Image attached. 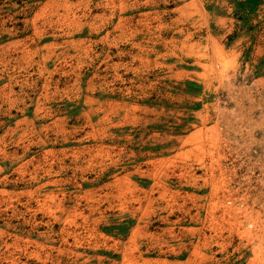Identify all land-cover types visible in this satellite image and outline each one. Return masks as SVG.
<instances>
[{"label": "rangeland", "instance_id": "obj_1", "mask_svg": "<svg viewBox=\"0 0 264 264\" xmlns=\"http://www.w3.org/2000/svg\"><path fill=\"white\" fill-rule=\"evenodd\" d=\"M0 264H264V0H0Z\"/></svg>", "mask_w": 264, "mask_h": 264}]
</instances>
